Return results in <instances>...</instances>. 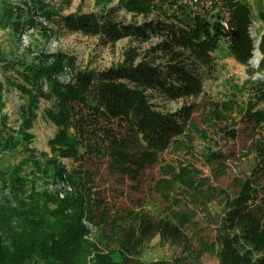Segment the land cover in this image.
Listing matches in <instances>:
<instances>
[{"label": "trees", "instance_id": "16d2710c", "mask_svg": "<svg viewBox=\"0 0 264 264\" xmlns=\"http://www.w3.org/2000/svg\"><path fill=\"white\" fill-rule=\"evenodd\" d=\"M109 1L94 0L100 6L97 12L61 15L46 0H30L48 22L57 16L54 22L61 28L98 35L104 42H115L126 35L141 42L149 40L151 35H160L162 39L150 47L154 50L152 55L145 53L136 59L139 53L128 47L122 61L100 71L76 67L75 57L63 51L41 53L36 62L31 61L18 71L16 84L24 99L19 106L18 127L6 126L8 115L1 113L2 127L20 133L21 138L15 140L12 134L0 137V148L20 145L23 155L15 165L0 167V264L184 262L183 257L143 260L139 256L142 245L156 235L177 245L188 242L183 226L190 216L184 218L179 215L182 212H177L173 221L169 217L129 212L122 223H117L119 218L106 214L104 208L98 210L103 199L94 185L95 173L87 165L92 157L108 156L111 170L134 177L136 168L153 150L182 133L175 116H187L184 110L188 108L177 113L162 112L152 100L160 95L175 98L199 94L202 81L197 66L215 65L211 50L216 49L217 37L211 30L219 32L222 25L219 20L210 21L208 15L193 13L184 0H162L173 9L165 23L161 20L123 23L112 16L114 7H107ZM227 1L229 4L230 0ZM118 5L144 16L161 7L155 0H118ZM28 6L25 1L24 8H19L27 15L22 18L14 15L13 5L6 1L2 18L14 16L15 29L26 24L33 26L35 21L28 16ZM229 10L232 26L229 50L236 60L245 64L251 51L247 29L251 12L240 0H233ZM258 15L264 22V9ZM39 25L44 33L52 31L45 24ZM259 49L260 64L264 67V34ZM163 56L167 58L165 62L156 61ZM66 70H70L69 78L61 81L58 75ZM41 100L47 102L41 109L42 117L56 127L48 139L49 153H38L30 146L33 136L28 129L37 118ZM232 102L237 104L231 98L222 107L218 105V114L231 116ZM2 107L0 100V111ZM242 108L247 120L255 118L258 123L264 120V109L253 111L248 104ZM121 120L127 122L151 151L138 154L132 151L131 142L120 137L113 127L114 121ZM252 146L263 150L257 143ZM261 161L264 162V155ZM172 170L174 178L180 177L189 185L200 184L194 182L190 173L183 178L184 169ZM240 184L241 191L234 197L218 188L226 209L220 226L215 229V240L207 242L198 238V253L215 248L218 264H264V218L261 212L252 209L257 187L252 185L250 177ZM255 254L262 256L254 260Z\"/></svg>", "mask_w": 264, "mask_h": 264}, {"label": "rangeland", "instance_id": "374dc122", "mask_svg": "<svg viewBox=\"0 0 264 264\" xmlns=\"http://www.w3.org/2000/svg\"><path fill=\"white\" fill-rule=\"evenodd\" d=\"M6 1L13 5L14 15H20L22 18L27 15L19 8H24L26 1L30 9L28 16L33 18L34 25L26 24L15 29L14 16L10 19L2 18V7ZM46 1L61 15L77 11L97 12L100 9L94 0ZM184 1L193 13L208 15L210 21L219 20L222 28L219 32L211 30V34L217 37L216 49L211 50L215 65L213 68L200 64L197 66L202 81L199 94L175 98L160 95L152 100L158 104V109L162 112L177 113L184 107L188 108L184 110L187 111L185 114L187 116H175L182 126V133L176 139H169L159 149L153 150L148 159L141 166H137L134 177L111 170L108 156L92 157L87 166L95 173L94 185L103 199L98 210L104 208L106 214L119 218L117 223H122L129 212L169 217L173 221L174 213L177 212H182L179 215L184 218L190 216L189 222L183 226L188 242L177 245L156 235L142 245L139 256L141 259L183 257L182 264H218L215 248L199 254L197 242L199 237L207 242L215 240V229L220 226L221 217L226 209L224 197L218 188L234 197L241 191L240 182L250 177L252 185L257 187L252 209L256 213L261 212L264 218V162L261 161L264 155V120L259 123L255 118L247 120L245 110L242 108L248 104L253 111L264 109V67L260 64L262 54L259 49L260 38L264 34V22L258 15L259 11L264 9V1L240 0L246 3L251 12V22L247 27L251 37V51L245 64L236 60L229 50V37L232 31L229 23L231 15L229 4L233 3V0H230L229 4L227 0ZM155 2L161 7L154 8L145 16L125 10L118 5V0H110L107 7L113 6L112 16L123 23L141 24L157 20L166 22L169 19L167 15L173 9L167 3H162V0ZM0 8L2 138L10 134L15 140L21 138L20 133L7 131L5 126L2 127L1 113L5 112L8 115L6 126L18 127L21 119L19 106L24 101L16 84L18 71L27 63L36 62L39 54L63 51L75 57L76 67L100 71L122 61L123 52L128 47H134L139 53L136 59H140L145 53L148 56L152 55L154 50H150V47L162 39L160 35H151L149 40L141 42L131 35H126L115 42H104L98 35L61 28L54 22L57 16L48 22L30 0H0ZM178 11L176 10L177 14ZM39 24L47 25L52 31L44 33ZM163 57L156 58V61L165 62L167 58ZM69 72L70 70L63 71L58 75L59 79L67 80ZM43 88H46L44 83ZM231 98L239 105L231 103V116L219 115L218 105L222 107V103L230 102ZM44 103L47 102L41 100L37 118L28 129L33 136L30 146L38 153L42 151L49 153L48 139L56 130L55 125L41 115ZM112 124L120 137L131 142L133 152L138 154L141 151H151L125 120L114 121ZM252 143H257L263 150L253 147ZM20 148V145H11L8 149L0 148L2 169L15 165L21 159L23 150ZM62 161L68 163L64 158ZM173 168L176 172L184 169L183 178L190 173L194 182L200 184L189 185L180 177L174 178ZM50 173H53V168ZM259 256L262 254H255L254 260Z\"/></svg>", "mask_w": 264, "mask_h": 264}, {"label": "built area", "instance_id": "2783aa9c", "mask_svg": "<svg viewBox=\"0 0 264 264\" xmlns=\"http://www.w3.org/2000/svg\"><path fill=\"white\" fill-rule=\"evenodd\" d=\"M62 196V194H60Z\"/></svg>", "mask_w": 264, "mask_h": 264}]
</instances>
